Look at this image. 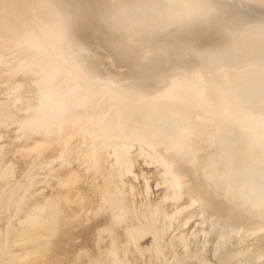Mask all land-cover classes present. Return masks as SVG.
<instances>
[{"label":"bare ground","instance_id":"obj_1","mask_svg":"<svg viewBox=\"0 0 264 264\" xmlns=\"http://www.w3.org/2000/svg\"><path fill=\"white\" fill-rule=\"evenodd\" d=\"M78 1L79 0H57L56 2H60V3L63 4V8L60 7V9H62V13H63L62 15L64 17L65 14L68 13V11H66V12L64 11L65 9L69 10L70 13L74 14L76 9L74 11L73 9L70 8V6L75 2L74 3V7L76 8L77 3H79ZM132 1L134 2V4L135 3H140V5H141L140 10H143L145 13H147L148 15H146V16H149V17H146L144 14H142V15L140 14L139 17H137V15H136V17H133V18H125L124 14H122L119 17L117 16V18L114 17V20L115 21L117 20V24L116 25L118 27L116 29V31H117L116 33L117 34H115V36L120 41L117 44L121 45L122 50L127 51V53L135 52L134 49H137V50H140V55L144 54V56L145 55H147V56L154 55L155 57L156 56L158 57L159 55H161L162 52H167V50L165 51V49L162 48L165 45L166 42L164 43V39L161 41L163 36L165 34H168L167 30H169V28L167 29V22L168 21H166V20L163 21V17L160 18L162 23L161 22L159 24L156 23V27L154 29H152L151 35L149 34L150 36H147V37H145L143 39H139V41H135V40H133V36L130 35V34L133 33V32L138 31L137 33L140 36V33L143 31V26L148 21H153V20L156 21V19H158L159 15H166V11H165V8H164L163 4L164 5L172 4L174 6V5H176L178 3V0L177 1L176 0H140V1H138V0H120V2L118 1L116 3V5L118 6V4L120 3V5L123 4V6H128V5L130 6L129 3L130 2L132 3ZM244 1H246V4L248 6H250V10H251L250 11L251 14H249L250 16L261 17L262 19L264 18V7H263L264 6V0H244ZM39 2H41L42 4H38ZM56 2H55V0H49V1L48 0H0V45L2 46V48L0 47L1 48V50H0V69L4 70L6 75H9V74H12V73H17V74L19 73V75H23L22 77H24V75L26 76V75H29V74H31V75L37 74V75H33L32 79L28 83H26L27 81H22V80L17 82V86L21 87V89L23 91V94H21V96H19V99H21V100L23 99L24 100V101H22V102H24V109L22 107V110L19 109L20 111L15 112L13 110L12 106H8V105H5V104H0V124L1 123H5V122H7L9 120H12L14 115H15V118L17 116L18 119H19L17 121V123H15V124H19L20 121H22L19 124L20 130H18L19 127H17V129L15 131L18 130V132L17 133L14 132V133H16L15 134L16 139H19L17 142H20V144L23 145V146L21 145V146L18 147L17 146L18 143L16 142L17 143L16 146L18 148L14 149L15 152H13V153H15V154H13L14 156H12L16 160V161L14 160L15 161L14 164L16 162L25 164V162L28 161V159H29V157L31 155H33V158H35V156H34L35 154H37L39 152H42V151L45 152L47 149L49 151V148L51 147V145H49L50 142L53 139H55V137L58 134H60L59 132L63 133L61 135L62 137L60 138V142H61L62 145H60V147H59L60 150H57L58 152L54 153L53 156L48 157L45 160H43L42 163H39V164H36V165L34 163L31 164L32 161H30V163L26 166L27 168L25 169V171H24V173L22 175V178H23L22 180L19 179V181L17 180V182L15 183L14 179H12L13 183H15V184H13L12 186L10 184H9L10 186H8L6 184L8 186V188H7L8 190H6V191H4L5 189H3L5 187H7L5 184H4L5 187H3V188L0 187V189L2 190V191L0 190V192H1L0 193V208H6V209H0V210H3V211L6 210L7 211V207H9L8 206L9 198L12 197L20 188H22V187L25 188V189L28 188V186H29V184L31 182V179L27 176V173L29 171H33L38 165L42 166V164L45 165V166L46 165L50 166L53 161L58 160V163H59L60 167L53 168V169L51 167H49V168H51L50 170L47 167V169L56 177L55 179L57 180L56 183H55V187L53 189L55 191V194H56L57 198H55V196H54V198L51 200L50 207L47 210V216H46L45 219L43 218V222L45 224L56 226L58 228V232H61L59 238L57 239L58 243L57 242L56 243L57 244H65L64 246H67L68 244H72L73 245V243H70V239L69 238L66 237V239L69 240V243L64 241L66 239L63 238V237H65V236H63L65 234L68 237L70 236V234L67 235V233H69V230L71 228H73V227H71V225L69 223H71L73 220L75 221V220H78V219H84L86 221L91 215H94V218L93 217L90 218V219L93 218L94 220H96V221L91 220L92 222L94 221L93 222L94 224L91 225L92 222H89L87 220V222H89V223H87V225L90 224V225H88V226H90V228H93V229L96 228V231H93L96 234H92L93 232L91 233V236L92 235L94 236L93 239H92L93 240L92 242H95V244H93V245L90 244V242H91L90 238L88 239V241H83V239H84L83 238L81 240V242H82L83 246L85 244V246L83 248H86V250L83 251V252H80V250L77 251V252L75 251L76 253L74 254L73 262L69 261V259H68V261L72 262V264L73 263H78V264H105V262H103L104 261L103 254H102V257L100 256L101 257L100 258L99 257L100 252H99V254L97 252L98 251L97 243H107V250H109V251H107V253L108 252L109 253H113L115 251L114 247H116V245H118V244H113V243H110V242L113 241V236H115V237L117 236V238H118L120 235H117V233L120 234V231L123 230L122 228H119L118 226L122 225L123 221L124 222L126 221L124 219H126V217H128V214L132 216V217L129 216V217L132 218L130 220L133 221V222L135 221L134 220L135 218L133 219V217H134L132 215L133 213H131L133 208H135V207H133L132 206L133 204H131V206L133 207L132 208L130 206V204L128 203L130 201L129 198H128L129 191L126 190L125 184H124V176H125L126 173L131 171V167H132V164H133V158L127 152V148L128 147H127V144H125V142L127 143V141L125 140L124 143H121V142L118 143L117 141L120 140V139H118L117 137L119 136V138H122L121 136H123V134H127V133L131 132L129 136H131V134L135 135V136H132L131 138L134 139L136 137H138V138L141 137L140 138L141 141H144L143 140L144 138L142 136L146 137L147 134L150 135V137L152 139V142H155V143L158 142L159 139H163V140L166 139V143L164 142V144L171 145V146H168V148L169 149H170V147L174 148V151H172V153L175 152V154H176L175 157L179 156L180 154H178L179 153L178 152V148H175L174 146H175V144L176 145H181V144L184 143V141H187V139H189L188 138L189 137V130H188V125H185L186 122L185 121L183 122V120H182V112L180 110V109H182V107L179 108L180 106L177 105V103H179L180 105L184 104V106H187V107H185V109H187V113H189L190 108H193L192 106H197V102H199V105L196 107V109H200V110L204 109V111L202 110L203 112L206 111L207 113H211V112H208V111H212V109L210 108V110H207L208 107L207 106L206 107L203 106V104H205L203 102L206 101L207 102L206 105H207L208 101H210L212 99V97H214V96L208 97V95H206V94L210 93L208 91H213L214 92V90H217L218 95H219L220 94L219 91H218L219 89H217V88L220 87V85L214 83L215 85H218V86H214L213 85L212 88H210V90H207L210 87L208 85H212V83L211 84H206V82H211L209 80H206L205 81V85L208 88L203 87V86H205V85H203L202 88H204L205 91H202L201 90L202 88H201L200 91L198 90L196 92V91H193L191 89V88H194L196 86L195 85V84H197L196 79L195 80L193 79L194 83L192 82V80H190V81L186 80L188 83H190V82L192 83L191 86H187V85H190V84H188L187 82H185L183 80H180V81H182V83H177L179 81H176L175 83L178 85V84H183V82H185V84H183L184 88H183L182 85L179 86V87H182V89H180L181 93L178 94L179 91H178L176 85H175L176 87H174V90L175 89H177V90H175V91H170L169 90V89L173 90V88H170V87L172 86V84H174L173 82L175 81V79L177 77H179L178 75H180L178 73L175 74L171 70L172 72L168 71L167 75H170V74H172V75L168 78L169 80H166L167 82H169V84H171V86L167 85L166 87L168 89L165 88V85L163 86V95H161L162 97L158 96L157 95L158 93L156 94V92H155L153 94L154 96H150V98H149L150 92L147 93V91H144V93L142 92V94H148L147 98H142L141 96H146V95L140 94L139 97H136L137 99L136 98L135 99H131V95H138L140 93L141 89H143V88H145V86L149 85L147 82L142 81V83H140V80H136L135 79L136 77H140V74L145 73V71H141L140 72V70L138 68H136V69L133 68L132 67V65H134V64H132L133 62L132 63L131 62H127L122 56H120V60H118L117 57H116V52L108 44V42H107V40L105 38H103V41H105L106 44H108L110 46V47H108L109 49L106 50V49L103 48L104 51L103 50H102V52L98 51L101 48L98 40L95 41V40H92L89 37L86 38V34H84L83 31L80 29V26L78 25L77 21H75V18L72 21L73 24L76 25L73 32H71V25H68L69 29L67 31L65 30V28L68 27V26L64 27V29L62 28L63 30H60L59 28L56 30L53 27H51L50 23H53V24L57 23L58 22V18L60 19L61 15L58 16V14H56V15H54L53 13L48 14V15H51V14L53 15V17H52L54 19L53 22L50 20L52 18H50L48 20V22H46V23H45V19H44V23H43V20L39 17L40 14H43V13H39V12L35 13L36 11H39L38 7L41 10V9H43V8H41L42 7L41 5H43V3H44V5H48L49 4L50 7L46 6V9H44L45 11H42V12L46 13V10H49V9H51L50 12L51 11L54 12V11H57V10H55V8H54L55 6L51 5V4H55L56 7H57L58 5H57ZM87 3L92 5V0H85V5H88ZM174 3H176V4H174ZM259 3H261V4H259ZM262 4H263V6H262ZM59 5H61V4H59ZM30 7L31 8L33 7L32 9L36 10V11H33L34 14H31L33 12L29 11L31 9ZM51 7L54 8V10H52ZM100 12H101L100 14H102V10L101 9H100ZM38 14H39V16H38ZM48 15H44L42 17L46 16V19H47ZM38 18H40L39 20H41V22L38 20ZM61 19L64 20V18H62V17H61ZM49 21H50V23H49ZM61 21H59V22H61ZM62 22H64V21H62ZM188 23L189 22H187L186 24H181L180 27H184L185 26L187 29H191V26H189L190 24H188ZM66 24H64V25H66ZM125 25H131L133 28L128 26V30H126L125 29ZM49 28H51L50 30H52V31L55 30V33L56 32L58 33V34H56L57 37L48 36V35H53V33L51 34L48 30H46V29H49ZM186 28H184V29H186ZM59 30H60V32H59ZM181 30H183V29H181ZM43 31L48 33L46 35V37H50L51 41H50V39H47L46 37L43 38V34H44ZM81 36H83V37H81ZM53 37H55V38H53ZM42 38H43L44 41L45 40H47V41H45V43H43L42 42L43 41ZM54 39H55V41H54ZM63 40H64V42H63ZM262 40H263V38H262ZM48 41H49V44H50L49 46L46 43ZM92 41H95V42H98V43L94 44V46H91L90 43H92ZM259 41H260V39H259ZM261 42H259V43H261ZM252 43H254V42H252ZM57 44L59 45V47L57 46ZM222 44H227V42L226 43H222ZM248 44H250V43H248ZM60 45H61V49H62L61 51L63 52L61 54L63 55L65 53V58L68 59L70 61V63H72V64H69L68 61L64 59V57H61L64 60H61V58L59 59L60 61L58 60L60 52L58 53L56 51V49H59ZM128 45L133 46V48L130 49L128 47ZM258 45H260V47H261V44H258ZM262 45L264 47V42H263ZM30 46L38 47V49H39V50L37 49V51L34 50L36 52L35 54H33V53L30 54V57L32 59H35V61L33 60L34 62H30V63L21 62L24 59V55L29 53L28 50H29ZM124 46H125V48H124ZM116 47L117 46H115V48ZM150 47L153 48V50H151ZM219 47H220V45L219 46L215 45L214 49L215 50H219ZM17 48H19V52H16ZM45 48H48L49 50L48 49L46 50ZM261 49H262V47H261ZM43 51L44 52L48 51V53H49V54H47L49 56L48 61L44 60V58L46 57V52L44 54ZM157 52H159V54H157ZM251 52L255 53V51L254 52L250 51V53ZM262 52H264V51H262ZM117 54H119V52ZM17 55H19L18 56L19 60L17 59L18 58ZM50 56L53 57V58H51ZM112 56H115V59ZM167 56H168V54H167ZM258 56H259V54H258ZM54 59H56V60H54ZM96 59H98L99 62L96 61L97 64H94V61ZM259 59L262 61L261 58H259ZM13 61H14L15 66L12 64ZM56 61H58L60 63H57ZM114 62H115V65H113ZM184 62H186V61H184ZM54 63L59 65V66H56L59 71H57V68L55 67V65H53ZM50 64H52V66H49ZM232 64H234V63H232ZM37 65L39 66L38 67L39 69L37 68L38 70L36 69ZM99 65H102L101 66L102 68ZM262 65H264V64H262ZM256 66H258V65H256ZM48 67H52V69L54 68L53 70L56 71L55 73L62 74V78L64 80L62 78L52 77L51 73H50L51 75L48 78H46L48 76V73H49V70H50V68H49V70H47ZM114 67L116 68V70H115ZM117 67H120V69L125 67L126 70H123V72H120L121 70L119 68H118L119 70H117ZM259 68H260V71H263L262 67H259ZM133 69H134V71L132 72L131 70H133ZM243 69L246 70L245 68H243ZM53 70H50V71H53ZM79 70L90 77V82L85 87V89L88 88V91L84 92L83 94H80V95H82V97H78L79 99L76 97L77 99L74 100L75 98H72V97L73 96L75 97V95H77L76 94L77 92L81 93L80 86L82 85L81 83H84L83 81H80V80H83L82 77H83L84 74H81ZM257 70H259V69H257ZM155 71H156L155 74L156 75H160V78L161 77L162 78L165 77V73H166L165 70H162L161 68L160 69L158 68ZM259 74H260V72H259ZM261 74H262V72H261ZM2 77H4V76H2ZM119 77L121 78V83H120V78ZM233 77L234 76H230L229 80L230 79L237 80L236 77H234V78ZM251 77L252 76H250V78H248V79L250 80ZM261 77H262V75H261ZM27 78L24 79V80H28ZM29 78H31V76H29ZM132 78H134V79H132ZM155 78H156V76H155ZM122 79L124 80V83H123ZM155 80H159V78H156ZM138 81H139V83H138ZM162 81H165V79L164 80L162 79ZM231 81L233 82V80H231ZM232 82L228 81V83H231V84H234L236 81H234V83H232ZM239 82L241 83V81H239ZM261 82H263V81L261 80ZM154 83H156V82H154ZM166 84H168V83H166ZM228 85L230 87H237L236 86L237 82H236L235 86H231L230 84H228ZM259 86H260V88L264 87V86H261V85H259ZM107 87L110 88V89H105ZM115 87H117V88H115ZM187 87H189V88L187 89ZM238 87L240 88V84H238ZM83 88L84 87H82V89ZM97 88H98V90H97ZM99 88H101V90H99ZM160 88H162V87H160ZM36 89H37V96H34L35 99L34 98L30 99L29 98V96H30V94H29L30 92L29 91L36 90ZM92 89L97 91V93H94L93 91H91ZM166 89L169 92H172L170 94H172L173 96H174V94L177 93L175 95L176 97L174 96V98H176V100L175 99H170L169 97L168 98L166 97V100H165V98H164L165 96H167V95L171 96L170 94H166V92H168ZM183 89H186L187 93H189V94H182V93H186V92H184ZM190 89L193 92L188 91ZM53 90H56V91L54 92ZM237 90H238L237 88L233 89L234 94L237 93V92H235ZM157 91L159 92V95L162 92L161 90H157ZM240 91H242V89ZM260 91H263V90L261 89ZM33 92H35V91H33ZM137 92H138V94H136ZM174 92H176V93H174ZM198 92H200V93H198ZM201 92H202V94H201ZM205 92H208V93H205ZM229 92H231V91H229ZM122 93L127 94V95H124ZM193 93H195V94H193ZM239 93H242V92H239ZM190 94H191V97H192V95H194V96L196 95V96L194 98L189 99L190 97L188 95H190ZM199 94H201L203 96H201ZM211 94L215 95V93H212V92H211ZM231 94H233V93H231ZM197 95L200 96V97L197 98ZM204 95H206L205 98L208 99V101L204 100L205 99ZM173 96H171V98H173ZM177 96L186 97L187 100H189V101H194L195 102L196 99H198L199 101L196 100L197 102H195V104H193V105H191L192 102H188V101H187L188 103L187 102L182 103L184 98H182L183 100L182 99L180 100L179 98H177ZM215 96H217V95H215ZM225 96H224V98H226ZM128 97H130V98H128ZM219 97H221V96H219ZM219 97L217 96V98H219ZM209 98H211V99H209ZM234 98H236V97L234 96ZM240 98H242V94L240 95ZM14 99H18V98H14ZM192 99H194V100H192ZM219 99H221V98H219ZM243 99H244V97H243ZM229 100H232V99H228V100L225 99L224 102L223 101L222 102H217L216 105H221L222 106V105H224V103L229 105L231 102H233V101H229ZM166 101H168V103ZM173 101H175V103H176L175 106L177 105V107L171 108L172 104H174ZM213 101H218V100H216V98H215V100H213ZM225 101L226 102L229 101L230 103H226ZM245 101L247 102L248 100H245ZM200 102H202V103H200ZM237 102H239V101H237ZM241 102L246 103V102H244V100H242ZM2 103H4V102H2ZM218 103H221V104H218ZM188 104H190V107H188ZM240 104H242V103H240ZM20 105H21V103H20ZM181 106H183V105H181ZM227 106L226 107L222 106L223 108H221V109L223 111H224L225 108H230L231 109L230 106H232V105H230L229 107H227ZM233 106H234V110H235V107H238L239 105L238 106L237 105H233ZM209 107H213V105L209 106ZM218 107H215V110H217L216 108H218ZM176 108H178L180 110V112L176 111V110H178ZM244 108L245 107H243V108L241 107L240 108V110L243 109V110H241V113H244V111H248L250 114L249 113L247 115L244 114L246 116V118H245V116H242L243 114H241L240 115L241 118L240 117H238V118H240L241 120H242V118L243 119L245 118V121L248 122V120H249V122H250L251 119H249V117H251V115L253 114L252 112H253L254 109H252L250 111V110H244ZM246 108H247V106H246ZM193 109H195V108H193ZM230 109L229 110H225L224 112H226V111L229 112ZM247 109H249V108H247ZM195 110H192V111L195 112ZM200 110H198V111H200ZM234 110H232V112ZM237 110L238 109L236 108L235 111H237ZM212 112L214 113V111H212ZM219 112H222V111H219ZM207 113L205 114L206 116L209 115ZM257 113H259V112H257ZM23 114H24V118H22ZM197 114L199 115V113H197V111H196V114L195 115H191V116L194 117ZM203 114H201V116ZM217 114H218V116L219 115L224 116V115H222L220 113H217ZM232 114H233V116H231V114H230L231 117H226L225 116V119L223 117L220 119V120L223 119L224 120L223 123L226 124V125H230V124L226 123V120L234 119V120H230V121H234V122L231 123V125L229 126V129H231L230 128L231 126H232L233 129H235L233 127L234 123H236L237 121L239 122V120H240V119H235V118H237L235 116L237 114H234V113H232ZM260 114L261 113H259V115H254L256 117L257 116L259 117V118H257V120L260 119L258 121H261V116L264 115L262 113V115L260 116ZM212 115L213 114H211V117L215 119V120L213 119L212 121H214L216 123H217V121H220V120H216V118H215L216 116H212ZM226 115H228V114H226ZM196 117H197V119H195V117H194V119L197 120L196 122H198L200 120H203V121H205L206 119L208 120V118L210 116L208 118H204L203 117L204 119H202L200 116H196ZM198 117H200V118H198ZM226 118H229V119H226ZM21 119H23V120H21ZM253 119L255 121L254 125L257 124V125H261L262 127H264V124H262L261 122H260V124L257 123L258 121L256 122V120H255L256 118H253ZM209 120L207 122H209ZM212 121L210 120L211 123H212ZM245 121L243 120L241 122L244 123ZM11 122H13V120ZM241 122H239L240 125H242ZM252 122L253 121L251 120L250 124H252ZM216 123H212V125L213 124L216 125ZM220 123H221V121L218 124H220ZM207 124L209 125V123H207ZM235 125H238V123H236ZM247 125H249V124L245 123V125H243L241 127L243 128L244 126H247ZM254 125H253V127H254ZM198 127H200V126H198ZM236 127H237L238 130L236 129V130L232 131V134L234 132H236V131L237 132H241L240 131L241 129L239 128L240 126L239 127L236 126ZM248 127L253 128L250 125L247 126V127H244V128L246 129ZM81 128L84 129V130H82ZM92 128H97V129L94 130ZM258 128H261V127L257 126V128H255L256 130L255 129H252V130H254L255 133H256V131H258L257 134H260V133L264 134V132L262 131L263 128L260 129L261 132H260V130H258ZM224 129H226V132L229 131V130H227L228 126L224 127ZM101 130H103V133H105L104 131H107V130L110 131L111 134L114 135L113 139L117 138L116 139L117 141H115V142L118 143L119 145H115L114 144L115 146H113V148H112L113 164H111V166H110L109 165L110 162L107 163L108 167L109 166L110 167L109 168L107 167L105 173H103V175H102V178L99 179V180H101L100 184L98 185L99 189H98V187H96L97 190H99V192L97 191L98 192L97 203L92 206V205H88L87 202H90V201L88 199H86V196L84 195L82 190L78 187L79 180L82 178L83 171L85 170V168H88L90 170V168L86 166L89 163L88 159L85 160V157H83L84 161H82V164L83 165L85 164V165L84 166L81 165L82 167L79 166V167L75 168V167L71 166V162H73V160H75V157L77 155V150H78L77 145H78V143H74V142H73L74 144L70 143L69 141H71V140L69 138L74 136V135H76V133H78V132H83L84 133V131L85 132L87 131V133L90 134V137L87 136L86 139H85V136H84L83 133H82L83 135L80 134V136L81 135L84 136L80 140L85 142L87 139L89 140V139H91V137L95 136L94 134L98 135L97 134L98 131L100 133ZM212 130H215V127L212 128ZM248 130H249V128H248ZM252 130H249V131L251 132ZM108 131H107V133H108ZM254 131L251 132L250 135H248V137L242 138L240 136V135H242V133H244V131L241 132V134H239L238 136H237V132H236L235 136H237V138L240 136L241 139L248 138V139L252 140V138L254 137V134L252 135V133H254ZM87 133H85V134H87ZM213 133L214 132H212V135H213ZM244 134H247V133L245 132ZM99 135H101V134H99ZM107 135L111 136L110 133L107 134ZM127 135L124 136V138L126 137L125 139L129 138V136H127ZM249 136H253V137L249 138ZM259 136L263 137V135H259ZM259 136L257 135V138H259ZM94 138H96V137H94ZM16 139H13V140L16 141ZM104 139H106V138H104ZM222 139H224V138H222ZM248 139H246V140H248ZM261 139L262 138L255 139V140L259 141ZM263 139H264V137H263ZM72 140L74 141V139H72ZM238 140L239 139H237V141ZM251 140H248V142H250ZM96 141H98V140H96ZM96 141H95V143H96ZM102 141L105 143L104 140H102ZM122 141H123V138H122ZM129 141H131V140H128V143H129ZM138 141H139V139H138ZM241 141L239 140L238 142L240 143ZM261 141H260V143H261ZM24 142H25V144H24ZM75 142H76V140H75ZM159 142L163 143L162 141H159ZM244 142H246V141H244ZM248 142L243 143V141H242L241 143H243L244 145L245 144H250L251 146H253L252 144H254V143L251 144V143H248ZM12 143H14V142H12ZM98 143H99V141H98ZM98 143H96L94 145H97ZM112 143H110V144L112 145ZM146 143H150L151 144V142H149V141L148 142L146 141ZM232 143H233V141H232ZM232 143L231 144H221V146H225V147L222 150H220L221 156L218 159L219 163H220V166L218 167V170H216V171H218V172H216V174L213 173V175H211V174L209 175V174L206 173V175H204L203 173L205 171H203L202 174H198V175H199V177H204V178L208 179V184H207L208 187L209 186L210 187L214 186V188H219V185H223V186L226 185L225 190L223 189L222 192H219V194L221 195V197H219V198H221V200L223 199L222 201H227V200H230V199H231V201L237 200L238 209H249L250 207H255V208L263 207L264 206V191H262V189L264 188V173H260V172L256 171L257 169L255 168L254 165L263 163L264 160H261L259 163H257L258 160H255L254 161L255 164H251V163H249V164H239V163H237L236 164V163H234V161H236V160L235 159H231L228 156V154H231L232 147H236V145L233 146ZM7 144L9 145L10 143H7ZM99 144H101V143H99ZM257 144H259V142ZM102 145L103 144H101L99 146H102ZM129 145H130V143H129ZM190 145L191 144H189V146ZM239 145H237V146H239ZM244 145H242V146H244ZM255 145L256 144H254V146ZM262 145L264 147L263 143H262ZM262 145H260V148L262 147ZM6 146L7 145H5L4 148ZM11 146H13V145H11ZM84 146L85 145H83V147ZM86 146H91V148H93L91 150L92 151L91 152L92 153L91 156H90V154L87 153L88 154L87 157H89L90 160H91L92 157H94V155H95L94 153L96 151L98 152V148H101V147L97 148L95 146H92V144L90 142H89V145H86ZM106 146H108V145H106ZM242 146H240V147H242ZM9 147H10V145H9ZM57 147L58 146H56V149H57ZM148 147H149V145H148ZM155 147H157V144H156ZM181 147H180V150L182 152L181 154H183V152H187L186 150H184ZM256 147H259V145H257ZM263 147H262V149H263ZM249 148L250 147H248L247 150ZM5 149H7V148H5ZM106 149H109V147L106 148ZM130 149L131 148H128L129 151H130ZM142 149L145 150V148H142ZM11 150H13V149H11ZM81 150H84V149H81ZM99 150L101 151V149H99ZM159 150L162 151L163 149H159ZM2 151L3 150L0 148V156H2V154H3ZM131 151L134 152L133 149ZM131 151H130V154L132 153ZM262 151H264V150H261V152ZM7 152H9V151H7ZM83 152H85V151H83ZM163 152H165V151L163 150ZM194 152H196V151H194ZM248 152H250V151H248ZM136 153L137 152H135V154ZM147 153L148 152L146 151V154ZM165 153H167V151ZM238 153H241L240 149H238ZM5 154L7 155L6 151H5ZM101 154L103 155V152L100 153V155ZM109 154H111V153H109ZM188 154H192V153H189V152L185 153V155H187V157L189 158ZM258 154H260V153H258ZM262 154L263 153H261V155ZM47 155H48V153H47ZM100 155H99V157H101ZM147 155H151L152 158L157 156L156 154L152 155L151 153H149ZM48 156H50V154ZM80 156H81V154H80ZM82 156H84L83 153H82ZM135 156H134V159H135ZM172 156H171V158H173ZM109 157H110V155H109ZM187 157L185 158V156H184L185 159H188ZM239 157H240V154H239ZM10 158H11V155H10ZM80 158L81 157H79V159ZM152 158H149V159H152ZM181 158H183V157L181 156ZM195 158H197V156ZM147 159H148V156H147L146 160ZM190 159H192V158H190ZM197 159H195V160H197ZM262 159H264V158H262ZM98 160H99V158H98ZM101 160L102 159H100V161ZM159 160H162V158H159ZM159 160H157V161L159 162ZM176 160L178 161V158H176ZM241 160L242 159H240V162H242ZM35 161H37V160H35ZM100 161H98V162H100ZM104 161L107 162L108 160H104ZM172 161H174V160L172 159L171 163H172ZM192 161H194V159H192ZM192 161H190V162H192ZM210 161H213V160L211 159ZM184 162L185 161H183V163ZM5 163H7V162H5ZM102 163H104V162H102ZM185 163L183 165H185ZM196 163L198 164V162H196ZM229 163H230V165H229ZM197 164H195V165H197ZM16 165H18V164H16ZM98 165H99V163L97 164V167H98ZM174 165H175V162H174ZM14 166H13V168L15 169ZM20 166L21 165L17 166V169L18 168H22ZM100 166L99 167L102 168V165H100ZM189 167L190 166H187L186 168L190 169ZM259 168L260 167H258V169ZM11 169L12 168L11 167H7V165L4 166L3 169L0 170V179L1 178H5L4 177L5 175H10L11 172H12ZM98 169L99 168H97V170ZM103 169L105 170V168H103ZM198 169L199 168H197L196 170H198ZM201 169L204 170L203 168H201ZM209 169H214L212 164H210ZM18 170L14 171V172L16 173ZM219 170H222L223 172H220ZM85 171L88 172L87 169ZM176 171H178V173H179L180 170L176 169ZM193 171L194 170L192 169V172ZM239 171L241 173H243V175H245L246 177L248 176L250 179H254V181L253 182H249L250 180H247V181L241 182L237 186L236 191H231L230 192V188L227 185L230 182H227L226 180L233 176L232 175L233 172L237 173ZM97 173H95V175ZM195 173L197 174V172H195ZM141 174H143V173H141ZM175 174H177V173H175ZM181 175H178V177H181ZM94 176H92V177H94ZM97 176H99V175H97ZM194 176H197V175H194ZM174 179H176V181H177L178 178L175 177ZM181 179H183V178H181ZM9 180H11V179H9ZM169 181H171V180H169ZM172 181H173V179H172ZM176 181H175V183H176ZM187 181L189 182V180H187ZM166 183L167 182H165V185H166ZM91 184H92V182H91ZM187 185H189V183L186 184V186ZM173 186H175V184H173ZM175 187L177 188L178 186H175ZM168 188H171V186H169ZM207 190H209V189H207ZM167 194H169V193H167ZM171 196L173 197L174 195L171 194ZM224 199H226V200H224ZM218 200H220V199H218ZM218 200H216V201H218ZM16 202H17L16 204H19L21 201L17 200ZM225 204H228V203L226 202ZM48 206L49 205H47V207ZM134 206H138V205H134ZM144 206H145V204H144ZM234 206H236V205H234ZM138 207L141 208L140 210H142V207H140V205ZM175 207H177V206H175ZM147 208H145V209L149 210V207H147ZM153 209H155V207H153ZM153 209L148 211V213H149L148 217H147V212H146V214H144V215H146L147 219H145L144 215L139 216V217L136 216L137 219L142 217L141 221L144 218L143 222L145 224L139 222L137 224V227H132V226H136V225L130 226L132 230L129 229V227H128L127 231L125 229V231H124L125 233H123V231L121 232V234L123 233V236L121 235L120 238L124 237V235H125V238L124 239H119L118 238V239L120 241L123 240L125 242L124 244L126 245V247L132 241V239H130V238L127 240V237H130V234H132L131 236H133L132 238L134 239V238H136L137 234L140 233V235H142L143 233H145L147 231L151 232V234L154 237V241H153L154 243L152 244V247L157 249V246L159 247V245H161V244H156L155 240H156V238H157L156 236L158 234L162 235L161 231H163V228H162L163 225L160 224V220L162 221V219L158 218L157 211L153 210ZM177 210H175V212ZM129 211H131V212H129ZM143 212H144V209H143ZM162 213L164 214L163 211H162ZM171 213H174V212L171 211ZM96 215L97 216L99 215L98 217H100V215H101L102 218L101 217L98 218V220L100 219V220L104 221L103 223H100L101 225L99 223H97ZM138 215H140V211H139ZM165 215H167V213ZM175 215H176V213H175ZM167 216L171 217V214L167 215ZM95 217H96V219H95ZM84 220H82V221H84ZM146 220H147V222H146ZM25 221H26V219L23 218V220L21 221V224H25ZM82 221L78 220V222H82ZM100 222H102V221H100ZM127 222H129L128 219H127V221L125 223H127ZM148 222H150L151 224H147ZM72 223H74V222H72ZM96 223L99 224V225H95ZM125 223H124V225H122L123 227L126 225ZM165 223L167 224V222H165ZM83 224H85V223L83 222ZM116 226L118 227V229H116ZM167 226H169V225H167ZM76 227H77V223H76ZM148 227H149V230L147 229ZM87 229H88V227L85 224V226L84 225L81 226V228L79 229V232L77 234L80 235V232H82L84 234V233L87 232ZM119 229H120V231H119ZM76 230H78V228ZM88 230H90V229H88ZM115 232H117V233L114 235ZM43 233L44 232L42 231L41 228H34L33 225H26V227L20 228V229L17 230V233H16V235H14V238L17 239V240H22L24 238H28V236H29L34 242L35 248L33 249V251L37 250L38 253H40V255L44 256V255H48L50 253L51 249L48 250L47 248H44L41 245L40 236H42ZM5 234L7 236L6 237L4 236V238H7L8 234L6 232H5ZM101 235H106L107 239L105 237L101 236ZM88 236H85V238H88ZM91 236H89V237H91ZM162 236L160 238H163ZM160 238H159V235H158L157 239H160ZM60 239H61L62 243L59 242ZM84 240H87V239H84ZM119 240H117V241H119ZM125 240L129 241L128 244H126L127 242ZM162 240L163 239H160V242L163 243L164 241H162ZM120 241H119V244H120ZM86 242L87 243L89 242V246L86 245ZM113 242H116V240H114ZM57 244H55V246H54V253H59V254H64V255L67 254L66 252L68 250V247L72 246V245H70V246L68 245L67 248H65L62 245H59V247H58ZM110 245H112V246H110ZM120 245L123 247V244H120ZM130 245L132 246V244H130ZM245 245L246 244H244L242 247L244 248ZM247 246H248V244H247ZM122 247H120V248H122ZM255 247H258V246H255ZM112 248H114V249H112ZM116 248H118V247H116ZM237 248H239V247H237ZM243 248L241 249V247H240L238 250L241 249L242 251H244ZM123 249L125 250V246H124ZM127 249L128 248H126V250ZM132 249H133V247H132ZM260 249H262V248H260ZM254 250H256V249H254ZM131 251H135V250L133 249ZM217 251H220V250H217ZM245 251H247V250H245ZM258 251H256V253ZM17 252L16 251L12 252V254L14 253V254H17V255H12V257H7V260H6L7 263H5V261H4V264H37V263H35L32 260H25L24 262L21 261L20 260L21 259V255L20 254L18 255ZM252 253L249 254V255L252 256ZM235 254H237V253H235ZM240 254L242 255V253H240ZM244 254H246V253L244 252ZM9 255H11V253ZM23 255H22V257H23ZM109 255H107V257L105 256L106 259L108 258ZM241 255H240V257H241ZM260 255H262V254H260ZM109 257H114V253H113L112 256H109ZM250 257H248V258H250ZM257 258H259V257H257ZM83 259H85L84 262H82ZM255 260H258V259L255 258ZM263 260H264V258H263ZM106 261L109 263L110 260H106ZM112 261H113V264H123L124 263V260H122V259H116L115 260V259L112 258ZM112 261H110V262L112 263ZM251 261H253V260L251 259ZM252 263H254V262H252ZM38 264H42V263H39V261H38Z\"/></svg>","mask_w":264,"mask_h":264},{"label":"rangeland","instance_id":"obj_2","mask_svg":"<svg viewBox=\"0 0 264 264\" xmlns=\"http://www.w3.org/2000/svg\"><path fill=\"white\" fill-rule=\"evenodd\" d=\"M56 1L57 0H55V2ZM56 3L58 5L57 7H56L55 4H51V5H54L55 6L54 7L55 10H57L58 12L57 11H54V12L51 11L50 12L51 9L46 10L47 14L45 12H42V11H45L44 9H46V6L50 7L49 4L48 5H44V3H43V5H41L42 6L41 8H43V9L40 10V8L38 7L39 11H36V10L32 9L33 7L32 8L30 7L31 9L29 11H31V12L36 11L35 13H37V12L43 13V14H40V16L38 14V16L43 20V23H44V19H45V23H46V22H48V20L50 18L53 17L52 14L48 15L50 13H53L54 15L58 14V16L61 15L60 19L58 18V22L57 23L53 24V23H50V21H49V23L51 24V27H53L56 30L58 28L60 30H63L64 27H66L68 25H71V28L73 29V25H74L73 22H72L73 19L75 18V21L79 22V16L77 14L78 5H77V8H75L74 7V3L75 2H74L70 6V8L73 9L74 11L76 9L75 12L73 11L74 14L70 13L69 10L65 9L64 11L65 12L68 11V13H66L65 16L63 17L62 9H60V7L63 8V4L60 3V2H56ZM38 4H42V3L39 2ZM59 4H61V5H59ZM262 6H263V4H262ZM54 8H52V10H54ZM31 14H34V12L31 13ZM44 15H48L47 19H46V16L42 17ZM61 17L64 18V20H62ZM40 18H38V20ZM50 20L53 22L54 19L52 18ZM61 20L64 21V22H62ZM39 21L41 22V20H39ZM59 21H61V22H59ZM64 24H66V25H64ZM50 29L51 28L46 29V30H48L51 34L53 33V35H48V36L57 37L56 34H58V33L57 32L55 33V30L52 31ZM68 29H69V26L65 28L66 31ZM60 30H59V32H60ZM43 33H44L43 34V38H45L48 33L44 32V31H43ZM55 37H53V38H55ZM260 37L261 36H258V37L256 36V38H255L254 36H252L251 38L247 39L248 40L247 42L250 43V44L247 43V46L246 45L244 46L247 51H246V54H245V56L243 57V59L241 61L237 60L236 62H233L234 64L223 62L222 64L219 63L220 65L217 64V65H209L207 67L206 66H204V67L200 66V67H195V68H189V69H187V71H185L186 70L185 69L184 70L185 72H183L182 70H179L177 72L173 71L175 74L176 73L180 74V75H178L180 78L177 77L175 79V81L173 80L174 81L173 82L174 84H172L173 87L171 86V84H169V82L166 81V80H169L168 78L172 74H170V75L165 74V77L159 78V80H147V81H144V82H147L149 85L145 86V88L141 89L139 94L137 92L136 94H138V95H131V99H135L136 97H139V95L142 94V92L144 93V91H147V93L150 92L149 98H150V96H154L153 94L155 92H156V94L158 93L157 94L158 96H161V95H163V86L164 85H165V88H167L166 87L167 85L171 86L170 88H173V90L169 89L170 91H175V90L178 89V91H179L178 94H179V93H181L180 89H182V87H179V86L180 85L183 86V84H185V82H187L186 80H188V81L192 80V82H193V79L194 80L196 79L197 84H195L196 86L194 88H191V89L193 91H196V92L198 90L200 91L202 86L205 85V81L206 80L211 81V82H206V84H211L212 83V85H208V86H210L209 88L206 87V85L203 86V87L208 88L207 90H210V88H212L213 85L214 86L220 85V87L217 88V89H219L218 90L219 93H220L219 95H218L217 90H214V92L213 91H208L210 93L206 94V95H208V97L214 96V97H212V99L209 98V99H211L210 101H208V99L205 98L206 95H204V98H205L204 100H207L208 104L206 105L207 102L205 101V102H203V103H205V104H203V106H205V107L207 106L208 107L207 110H210V108H211L212 111H214V113L212 111H208V112H211V113H207L206 111L203 112L204 109H201V110L200 109H196V107L199 105V102H197V101H199L198 99H196L197 101L195 100V102H197V106H192L196 110L193 109V108H190L189 113H187V109H185V107H187V106H184V104H181V105L184 106L183 107L179 103H177V105L180 106L179 108L182 107V109H180L181 112H182V120H183V122L184 121L186 122L185 125H188V130H189V137H188L189 139H187V141H184V143L181 144V145H176L175 144V146H174L175 148H178V152L179 153L178 152L177 153L180 154L179 156L175 157V155H176L175 152L172 153V151H174V148H172V147H170V149L168 148V146H171V145L164 144V142L166 143V139H164V140L163 139H159V141H162L163 143H161L159 141L155 143V142H152V139H151L149 134H147V135L145 134L146 137L142 136L144 138L143 139L144 141L140 140L141 137L140 138L136 137L137 139L136 138H134V139L131 138L132 136H135V135H132V134H131V136H129L131 132L127 133L128 135L127 134H123V136L120 135L123 138V141H122V138H119V136H118L117 138L120 139V140L117 141L116 140L117 138L113 139L114 135L111 134V132L108 131V130H107L108 133H107V131H104L105 133H103V130H101L100 133L98 131V133H97L98 135L94 134L95 136L91 137V139H89V140L87 139L85 142L81 141L80 139L83 138L84 136H85V139H86L87 136L90 137V134L87 133V131L86 132L84 131V133L83 132H78V133H76V135H74V136L69 138L71 140V141H69L70 143H72V144L78 143V145H77V148H78L77 155L75 157V160H73V162H71V166L75 167V168H77V167H79L81 165L84 166L85 164L84 165L82 164V161H84L83 157H85V160L88 159L89 163L86 166L89 167L90 170L88 168H85V170L87 169L88 172L85 171V170L83 171V175H82V178L79 180L78 187L82 190V192L86 196V199H88L90 201V202H87L88 205H92V206L97 203V199H98L97 196H98L99 190H97L96 187H98V189H99L98 185L101 182V180H99V179H101L103 173H105V171H106V169L108 167L107 163L110 162L109 163L110 166H111V164H113V153H112L113 146L119 145L118 144L119 142L124 143L125 140H126L127 143L125 142V144H127L128 148H131L130 151L132 149L134 150V152L131 151L132 153L130 154V151L127 148L128 154L133 158V164H132V167H131V171L126 173L125 176H124V184H125L126 190L129 191L128 198H129L130 201L128 203L130 204V206H131V204H133L132 206L135 207V208H133L131 206L133 208V210H132V212L129 211V212L133 213L132 215L134 216L133 219L135 218L134 219L135 221L134 222L131 221L130 219H132L131 218L132 216L128 214V217H126V219H124V220L127 221V219H128L129 222L125 223L126 221L125 222L123 221L122 225H124V223H125L126 224L124 226L125 228L122 225H119L118 227L122 228L123 230L120 231V229H119L120 234L115 232L114 235L117 233V235H120V236L122 235L123 236V233H125L124 232L125 229L127 231L128 227H129V229H131L130 226H132V225H136V226H132V227H137V224L139 222L144 223L143 222L144 218L141 221L142 217L137 219L136 216L137 217L142 216V215L146 214V212H147V217H148L149 216L148 211L153 209V207H155V209H153V210H156L157 213H158V218L162 219V221L160 219L159 220H160V224L163 225L162 228H163V231H164V232L161 231V234L162 235L164 234V235L163 236L160 235V234H158V235H159V238L161 236L163 237V238H160V239H163L162 241H164L163 242L164 244L162 242H160V239H157L158 238V235H157L156 236L157 238H156L155 242H156V244H161V245H159V247L157 246V249L152 247V244L154 243L153 242L154 241V237L151 234V232H148V231L143 233L142 235H140V233L137 234L136 238H134V239L132 238L133 236H131L132 234H130L132 232L131 231L129 233L130 237H127V240L130 238V239H132V241L128 244L129 241L125 240L127 242L126 244H128L127 247L124 244L125 242L123 240H121V241L119 240V239H124L125 235L122 238H120V236H119L118 237L119 239L117 238V236L116 237L113 236V241L116 240V242L112 241L110 243L118 244L120 247H122L120 244H123L122 248H120L118 245H116V247H118V248H116V247H114L115 249L112 248V249L115 250L113 252L114 253V257H109V256H112L113 253H109V252L107 253V251H109V250H107V243H97V245H98V251L97 252H98V254L100 252L99 257L100 256L102 257V254H103V256H104V258H103L104 261L103 262H105V264L106 263L110 264L111 263L110 261H112V258L115 259V260L116 259L124 260L123 264H264V260H263V258H264V254H263L264 253V206L260 207V208L250 207L249 209H238L237 200L231 201V199H230V200H227V201H222L223 199L221 200V198H219V197H221L219 192H222L223 189L225 190L226 185H224V186L223 185H219V188H214V186H212V187L209 186L208 187L207 186L208 179H206L204 177H199V175H198V174H202L203 171H205L203 173L204 175H206V173L209 174V175L210 174L213 175V173L216 174V172H218L216 170H218V167L220 166V163H219V160H218L219 157L221 156L220 150H222L225 147V146H221V144H231L232 141H233V143H232L233 146L236 145V147H232V151H231L232 155L228 154V156H229V158L236 160V161H234V163H236V164L237 163H239V164H249V163L255 164L254 163L255 160H258L257 163H259L261 160H264V159H262V158H264V151L261 152V150H264V147L262 145V143L264 144V139H263L264 134L263 133L262 134L261 133L257 134L258 131H256V133H255V131L252 130V129L257 128V126L258 127L260 126L261 128H263L262 131L264 132V127H262L261 125H257V124H256L257 126L254 125L255 121L253 119V118H256L255 120L257 122L260 119L257 120V118H259V117L258 116L256 117L254 115H259V113H261L260 114V116H261L262 113L264 114V89H263L264 87L260 88V86H259V85L264 86L263 85L264 84V80H263L264 79V77H263L264 76L263 75L264 74V65H262V64H264V52H262V51H264L263 50L264 47L262 45L263 42H264V35L261 38ZM43 38H42V40H43ZM46 38L50 39V37H46ZM259 38H260V41H259ZM262 38H263V40H262ZM45 41H47V40H45ZM45 41L43 40L42 42L45 43ZM50 41H51V39H50ZM54 41H55V39H54ZM63 42H64V40H63ZM252 42H254V43H252ZM259 42H261V43H259ZM46 43H47L48 46L50 45L49 41L46 42ZM258 44H261L262 49H261L260 45H258ZM57 46L59 47L58 44H57ZM0 47L2 48L1 45H0ZM1 48H0V50H1ZM37 49H38V47L30 46V48L28 50L29 53L24 55V59L21 62H24V63L34 62L35 59H32L30 57V54H32V53L35 54L36 52L34 50L37 51ZM45 49L47 50L48 48H45ZM61 50L62 49H61V45H60V48L56 49V51L58 53L60 52L58 60L61 57H64V59L67 60L69 64H72V63H70V61L68 59L65 58V53L63 55L61 54V53H63ZM250 51H253V52L255 51V53H252V52L250 53ZM16 52H19V48H17ZM45 52H46V57H45L46 59L44 57L43 58H44V60L48 61L49 56L47 54H49V53H48V51H45ZM45 52L43 51L44 54H45ZM258 54H259V56H258ZM19 55H17V57ZM51 58H53V57H51ZM259 58H261L262 61ZM17 59L19 60V57ZM64 59L61 58V60H64ZM54 60H56V59H54ZM56 62L60 63L58 61H56ZM12 64L15 66L14 61H13ZM53 65H55V67L59 66L56 63H54ZM256 65H258V66H256ZM49 66H52V64H50ZM99 66L101 67L102 65H99ZM38 67L39 66L37 65L36 69ZM259 67H262L263 71H260ZM49 68H50V70L54 69V68L52 69V67H48L47 70H49ZM118 68L120 69V67H117V70H119ZM243 68H245L246 70H244ZM124 69H125V67L120 69L121 70L120 72H123ZM257 69H259V70H257ZM50 70H49L48 76L46 78H48L51 74H52V77L62 78V74L55 73L56 72L55 70H53V71H50ZM115 70H116V68H115ZM57 71H59L58 68H57ZM259 72H260V74L262 72L261 75H262L263 78L261 77ZM80 73L84 74L83 77H82L83 80H80V81H83L84 83H81L83 86L82 85L80 86L81 93L77 92L76 93L77 95H75V97L74 96L72 97V98H75L74 100H76L78 97H82V95H80V94H83L84 92L88 91V88L85 89V87L89 84L90 77L87 76L82 71H80ZM33 75H37V74H33ZM33 75H31V74L26 75L28 78L25 75H24V77H22L23 75H19V73L18 74L17 73H12V74L6 75L5 71L0 69V101H1L0 104H5V105H8V106H12L13 110L15 112L22 110V107L24 109V102H22L24 100L23 99L22 100L19 99V96H21V94H23V91H22L21 87L17 86V82L22 80V81H27L26 83H28L32 79ZM2 76H4V77H2ZM29 76H31V78H29ZM230 76L236 77L237 80H235V79H230L229 80ZM250 76H252V77L249 80L248 78H250ZM26 78L28 80H24ZM132 79H134V78H132ZM162 79L163 80L165 79V81H162ZM136 80H138V79H136ZM180 80H183L185 82H183V84H178L177 85L175 82L179 81L177 83H182V81H180ZM231 80H233V82ZM261 80L263 82H261ZM122 81L124 83L123 79H122ZM228 81H230L232 83H234V81H236L237 82V85H236L237 87H230L228 84H230L231 86H235L236 82L234 84H231V83H228ZM239 81H241V83ZM154 82H156V83H154ZM120 83H121V78H120ZM138 83H139V81H138ZM140 83H142V81H140ZM166 83H168V84H166ZM214 83L218 84V85H215ZM188 84H190V85H187V86H191L192 83L190 82ZM238 84H240V88L238 87ZM175 85L177 86V89L174 90V87H176ZM156 86L157 87L159 86V87L157 88ZM82 87H84V88L82 89ZM160 87H162V88H160ZM115 88H117V87H115ZM183 88H184V86H183ZM188 88L189 87H187V89ZM236 88L238 90L235 91L237 93L234 94L233 89H236ZM105 89H110V88L107 87ZM191 89L188 90V91H191ZM241 89H242V91H240ZM261 89L263 91H260ZM97 90H98V88H97ZM99 90H101V88H99ZM157 90H161L162 91V92L160 91L161 92L160 95H159V92ZM183 90L186 93H182V94H189V93H187L186 89H183ZM201 90L205 91L204 88H202ZM33 91H35V92H33ZM53 91L55 92L56 90H53ZM91 91H93L94 93H97V91H95L94 89H92ZM193 91H191V92H193ZM229 91H231V92H229ZM29 92H30L29 93L30 96L29 95L28 96H29L30 99L31 98L33 99L34 96H37V89L36 90H31ZM168 92H166V94L172 93V92H169V93ZM208 92H205V93H208ZM211 92L215 93V95H217L218 97L221 96V97H219L221 99L217 98V96H215L214 94H211ZM239 92H242V93H239ZM174 93H176V92H174ZM198 93H200V92H198ZM231 93H233V94H231ZM122 94H124V93H122ZM176 94H174V96ZM193 94H195V93H193ZM201 94H202V92H201ZM201 94H199V95H201ZM241 94H242V98H240ZM124 95H127V94H124ZM142 95H146V96H141L142 98H147L148 97V94H142ZM170 95L173 96L172 94H170ZM171 96L167 95V96H165V97L163 96V97L165 98V100H166V97L167 98L169 97L170 99H175L176 100V98H174V96H173V98H171ZM183 96H177V98H179L180 100L182 98H184V100L182 99L183 100L182 103H185V102L188 101V102H192L191 105L195 104L194 101H189V100H187L186 97H183ZM188 96L190 97L189 99H191V98H194L196 95L195 96L192 95V97H191V94H190ZM201 96H203V95H201ZM224 96L226 98H224ZM234 96L236 98H234ZM13 97L14 98H18V99H14ZM198 97H200V96L197 95V98ZM243 97H244V99H243ZM128 98H130V97H128ZM215 98L218 101H213V100H215ZM4 99L5 100L7 99L6 100L7 102ZM225 99L226 100L232 99V100H229V101H233L231 103L229 101H227V102L225 101L226 103H230V104L228 105V104L224 103V105H222L223 107H226L227 105H228L227 107H229L230 105H232V106H230L231 109L230 108H225L224 109V111L230 109L229 112L228 111L224 112L221 109V108H223L221 105H216L217 102H222V101L224 102ZM241 99L244 100V102H246L245 100H248V101L246 103H243V102H241L242 101ZM192 100H194V99H192ZM236 100L239 101V102H237ZM2 102H4V103H2ZM166 102L168 103V101H166ZM20 103H21V105H20ZM173 103L174 104H172L171 108L177 107V105L175 106V104H176L175 101H173ZM200 103H202V102H200ZM240 103H242V104H240ZM218 104H221V103H218ZM212 105H213V107H209V106H212ZM233 105H237V106L239 105L238 106L239 108L235 107V110H236V108L238 109L237 111L234 110V106ZM246 106L249 109H247ZM188 107H190V104H188ZM215 107H218V108H216L217 110H215ZM241 107L242 108L245 107L244 110H250V111L252 109H254L253 112H252L253 116L251 115L252 118L249 117V119H251L253 121L252 124H250L251 120H250V122H249V120H248V122L245 121V118H246L245 115H247L249 112L248 111H244V113H241V110H243V109L240 110ZM176 109H178V108H176ZM191 109L195 110V112H193ZM180 110L178 109L176 111L180 112ZM198 110H200V111H198ZM232 110H234L236 113L234 111L232 112ZM196 111H197V113H199V115L197 114L196 116H200L202 119L208 118L210 116L208 118V120L211 118L210 119L211 121L214 119V118L211 117V114H213L212 116H216L215 117L216 120H220L222 117L225 119V116L226 117H231V116H233L232 113L238 115V116L235 115L237 117L235 119H240L241 118L240 115L243 114L242 116H245V118L244 119L242 118V120L240 119L239 122H241L243 120L245 122L244 123L241 122L242 125H240V123L238 121L237 122L235 121L236 123H238V125H235L236 123H234L233 127L235 129H233L232 126L230 127L231 129H229V126L231 125V123L234 122V121H230V120H234V119H229V118H226V119H229V120H226V123H228L230 125L224 124L223 123L224 122L223 119H222L223 121L220 120L221 121V123H220L221 125L218 124L220 121H217V123L212 121V123H216V125H214V124L212 125L210 120H209V122H207L208 121L207 119L205 121L200 120V121L196 122L197 120H195V119H197V117L194 116L195 117V119H194V117L191 116V115H195ZM219 111H222V112H219ZM257 112H259V113H257ZM206 113L209 114V115L206 116L205 115ZM217 113H220V114H222L224 116L219 115L220 116L219 117ZM201 114H203L204 116L203 115L201 116ZM226 114H228V115H226ZM230 114H231V116H230ZM263 116H261V121H258L257 123L260 124V122H261L262 124H264V119H263L264 117ZM200 117H198V118H200ZM238 117H240V118H238ZM22 118H24V114H23ZM12 120H13V122H11ZM12 120H9V121H7L5 123H1L0 124V148L3 150L2 151L3 154H2V156H0V170L3 169V167L6 166V165H7V167H11L12 168L11 169L12 172H11L10 175H5L4 176L5 178H1L0 179V187H2V188L5 187L6 184L8 186H10V185L12 186L13 184H15L17 182V180L18 181H19V179L22 180L23 179L22 175H23L25 169L27 168L26 166L30 163V161H32L31 164L34 163L35 165L39 164V163H42L43 160H45L48 157L53 156L54 153L58 152L57 150H60L59 147H60V145H62L61 142H60V138L62 137L61 135L63 133L59 132L60 134H58L55 137V139H53L50 142L49 145H51V147H50L51 149L49 148V151L47 149L45 152H43V151L39 152V153L34 155L35 158H33V155H31L30 157L32 159L29 157L28 161L25 162V164L24 163H19V162H16L14 164V162L16 161L12 157V156H14L13 154H15V153H13V152H15L14 149H16V148H18L19 146L22 145V144H20V142H17L19 139H16L15 134L18 132V130H20L19 124L22 121H20L19 124H15L19 120L17 116L15 118V115L12 118ZM21 120H23V119H21ZM207 123H209V125ZM245 123L246 124L248 123L252 127L254 125L253 128L248 127L249 130H252L251 132L254 131V133H252V135L254 134V137L253 136H249V138L253 137L252 140L246 138L248 140H251L250 142H248V140H246V139H241L240 138V136L242 138L248 137V135H250V133H251L248 130V128H246L248 131L244 128V127H247L249 125L244 126L243 128L241 127V126L245 125ZM198 126H200V127H198ZM227 126H228L227 130H229L231 133L229 131L226 132V129H224V127H227ZM236 126H238V127L240 126L239 127L241 129L240 131L241 132L244 131V133L246 132L247 134L242 133V135H240L237 138V136L239 134H241V132H237L236 131L237 132V136H235L236 132H234L232 134V131L237 129ZM17 127H19V129L17 131H15L17 129ZM214 127H215V130H212V128H214ZM261 128H258V130H260ZM92 129L96 130L97 128H92ZM82 130H84V129H82ZM211 131L214 132L213 135H212ZM14 132H16V133H14ZM260 132H261V130H260ZM82 133L84 134V136H82L83 135ZM85 133H87V134H85ZM109 133H110L111 136L107 135ZM80 134H82V135L80 136ZM99 134H101V135H99ZM256 134L258 136L259 135H263V137L259 136V138H262L261 140L263 142L261 140H259V141L255 140V139H259V138H257ZM125 135L129 136V138L125 139L126 138V137L124 138ZM94 137H96V138H94ZM104 138H106V139H104ZM222 138H224V139H222ZM13 139H16V141L13 140ZM72 139H74V141ZM93 139L95 141L98 140L99 143L103 144L102 145L103 147L99 146L101 144H99L98 141H96V143H98V144L94 145L96 143H95V141ZM138 139H139V141H138ZM237 139H239L240 141L242 140L243 143L248 142V143H251V144L254 143L256 145L255 146H254V144H252L253 146H251L250 144H245L244 145L243 143H241L242 141L240 142L241 143L240 144L238 142L239 140L237 141ZM75 140H76V142H75ZM102 140H104L105 143ZM128 140H131V141H129L131 146L129 145ZM115 141H117L118 143H116ZM146 141L147 142L148 141L151 142V144L150 143H146ZM244 141H246V142H244ZM260 141H261V143H260ZM12 142H14V143H12ZM89 142L92 144V146H95L97 148L101 147V148H98V152L96 151L97 153L96 152L94 153L95 155H94V157L91 158V160L89 159V157H87L88 154H90V156H91V154H92L91 150L93 149V148H91V146H86V145H89ZM258 142H259V144H257ZM7 143H10L9 145H10L11 148L9 147V145ZM55 143L56 144L58 143V144L56 145ZM110 143H112V145ZM16 144H17L18 147L16 146ZM24 144H25V142H24ZM147 144L149 145V147H148ZM156 144H157L158 148L155 147ZM189 144H191V145L189 146ZM5 145H7L5 148H7L8 150L4 148ZM11 145H13V146H11ZM83 145H85V146L83 147ZM106 145H108V146H106ZM237 145H239V146H237ZM242 145H244V146H242ZM257 145H259V147H256ZM260 145H262L263 149H262V147L260 148ZM56 146H58L57 149H56ZM140 146L142 148H145V150L148 152L147 154H149V153H151L152 155L156 154L158 157L154 155L155 157L152 158L151 155H147L146 151L144 149H142ZM179 146L180 147L182 146L181 148H183L187 152H183V154H181L182 152H181ZM240 146H242L243 148L240 147ZM108 147H109V149H106ZM248 147H250V148L247 150ZM11 149H13V150H11ZM81 149H84V150H81ZM99 149H101V151ZM159 149H163L165 152L167 151L168 154L163 152V150L161 151ZM238 149H240L241 153H238ZM5 151H6L7 155L5 154ZM7 151H9V152H7ZM83 151H85V152H83ZM194 151H196V152H194ZM248 151H250V152H248ZM81 152L84 154V156H82ZM99 152L100 153L103 152L104 156L102 154L100 155ZM135 152H137V153L135 154ZM188 152L192 153V154H188L189 158L187 157V155H185V153H188ZM47 153H48V155L50 154V156H48ZM109 153H111V154H109ZM258 153H260V154H258ZM261 153H263V154L261 155ZM80 154H81V156H80ZM239 154H240V157H239ZM10 155H11V158H10ZM99 155L101 157H99ZM109 155H110V157H109ZM195 155L197 156L198 159L195 158L196 157ZM134 156H135V159H134ZM147 156H148V159H147L148 161L146 160ZM171 156L173 158H171ZM181 156L183 158H181ZM184 156H185V158L187 157L188 159H185ZM79 157H81L80 158L81 160L79 159ZM98 158H99V160H98ZM149 158H152V159H149ZM159 158H162V160H159ZM176 158H178V161L176 160ZM190 158L194 159V161H192V159H190ZM100 159H102V160L100 161ZM172 159L174 161H172V163H171ZM195 159H197L198 161L195 160ZM211 159L213 161H210ZM240 159H242L241 160L242 162H240ZM35 160H37V161H35ZM104 160H108V161L105 162ZM157 160H159V162ZM98 161H100V162H98ZM183 161L186 162V163L184 162L185 165H183L184 164ZM190 161H192V162H190ZM5 162H7V163H5ZM102 162H104L105 164L102 163ZM147 162L148 163L150 162V163L148 164ZM174 162H175V165H174ZM196 162H198V164ZM98 163H99V165L97 167ZM16 164H18V165H16ZM195 164H197V165H195ZM210 164H212L214 169H209ZM19 165H21L20 167H22V168H18L19 169L18 170L17 166H19ZM100 165H102V168H100L101 167ZM229 165H230V163H229ZM13 166L15 167V169L13 168ZM187 166H190L189 168L191 170L186 168ZM254 166L257 169L256 171H258L260 173H264V162L260 163V164H255ZM47 167L50 170L51 168L53 169V168H57V167H60V166H59L58 160H56V161H53L50 166L49 165L45 166V165L42 164V166L38 165L33 171H29L27 173V176L31 179V182H30L28 188H26V189L23 188V187L20 188L12 197L9 198V202H8L9 203L8 204L9 207H7V211L6 210H4V211L0 210V264H4V261H5V263H7L6 262L7 257H12V255H17V254H14V253L12 254V252H14V251H16V252L18 251L17 252L18 255L19 254L21 255V259L20 260L23 261V262L25 260H32V261H34L37 264H38V261H39V263H42V264H72L73 258H74V254L77 251H79V250H80V252H83V251L86 250V248H83L85 246V244L83 246L81 240L84 238V239H87V240L83 239V241H88V239L90 238V241L91 242L93 241L92 239H93L94 236L93 235L91 236V233L93 231H96V228L93 229V228H90V226H88L90 224L87 225V223L92 222L91 220H94L93 219L94 215L90 214L91 216L87 219L89 222H87V220L85 221L84 219H78L79 221H82V220H84V221L78 222V220H75V221L73 220L72 222H74L75 224L72 223V222L69 223L71 225V227H73V228H71L69 230V233H67V235L70 234V236L68 237L65 234V235H63V236H65L63 238L66 239V237H67V238L70 239V243H73V245L72 244H68L69 246L72 245L71 247H68V250L70 249L69 250L70 252L67 250V252H66L67 254L66 255L59 254V253H54V246H55V244L58 243L57 239L59 238L61 232H58V228L56 226L45 224L43 222V218L45 219L46 216H47V210L50 207L51 200L54 198V196H55V198H57V196L55 194V191L53 190L57 180L55 179L56 177L47 169ZM49 167H51V168H49ZM96 167L99 168L98 170L100 172L97 170ZM258 167H260V168L258 169ZM103 168H105V170ZM197 168H199V169L196 170ZM201 168H203L204 170H202ZM176 169L180 170L179 171L180 174L178 173V171H176ZM192 169L194 170L193 172H192ZM16 170H18V171L15 173L14 171H16ZM219 171L223 172L222 170H219ZM195 172H197V174ZM95 173H97V174L95 175ZM141 173H143V174H141ZM175 173H177V174H175ZM97 175H99V176H97ZM178 175H181V177H178ZM194 175H197V176H194ZM232 175H233L232 177H230L229 179L226 180L227 182H230L229 184H227L229 186V188H230V192L231 191H236L237 186L241 182H244V181H247V180H250L249 182H253L254 181V179H250L248 176L246 177L240 171L237 172V173L233 172ZM92 176H94V177H92ZM175 177L178 178L177 181H176V179H174ZM181 178H183V179H181ZM9 179H11V180H9ZM12 179H14L15 183H13ZM172 179H173V181H172ZM169 180H171V181H169ZM187 180H189V182ZM175 181H176V183H175ZM91 182H92V184H91ZM165 182H167L166 185H165ZM185 183L186 184L189 183V185L186 186ZM173 184H175V186H178L179 188L178 187L176 188L175 186H173ZM8 186L3 188V189H5L4 191L8 190L7 189ZM169 186H171V188H168ZM207 189H209V190H207ZM262 191H264V188L262 189ZM167 193H169V194H167ZM171 194L174 195V196L172 197ZM218 199H220V200H218ZM17 200H20L21 202L19 204H16ZM216 200H218V201H216ZM224 200H226V199H224ZM226 202L228 204H225ZM144 204H145V206H144ZM233 204L236 205V206H234ZM47 205H49V206L47 207ZM134 205H138V206L140 205V207H142V210H140L141 208H139L138 206H134ZM175 206H177V207H175ZM147 207H149V210H147L148 209ZM145 208H147V209H145ZM0 209H6V208H0ZM143 209H144V212H143ZM175 210H177V211L175 212ZM139 211H140V215H138ZM162 211L164 212V214L162 213ZM171 211L174 212V213H171ZM166 213H167V215L171 214V217L173 219L170 216L165 215ZM175 213H176V215H175ZM98 216L96 215L97 223H99V224L103 223L104 222L103 220H100V219L98 220V218H100L101 215H100V217H98ZM129 216H131V217H129ZM144 216H145V219H147L146 215H144ZM91 217H93V218L90 219ZM96 217H95V219H96ZM23 218L26 219L25 224H21V221L23 220ZM94 221H96V220H94ZM100 221H102V222H100ZM83 222L86 224V226L90 230L87 229V232L84 233L85 235L82 232H80V235H79V234H77L79 232V229L81 228V226H83V225L85 226V224H83ZM93 222L91 223V225L94 224ZM146 222H147V220H146ZM150 222H148L147 224H151ZM165 222H167V224ZM76 223H77V227H76ZM97 223L95 225H99ZM26 225H33L34 228H41L42 229V231L44 233H43L42 236H40V243H41V245L44 248H47L48 250L51 249L50 253L48 255H44L43 256V255H40V253H38L37 250L33 251V249L35 248L34 242L29 236H28V238H24L22 240H17V239L14 238V235H16L17 230L20 229V228L26 227ZM167 225H169V226H167ZM118 227L116 226V229H118ZM77 228H78V230H76ZM147 229L149 230V227ZM122 231H123V233L121 234ZM5 232L8 234L7 238H4V236L5 237L7 236L5 234ZM92 234H96V233L93 232ZM88 235L91 236V237H89ZM106 235H101V236H103V237H105L107 239ZM85 236H88V238H85ZM117 240L120 241V244H119V241H117ZM64 241L69 243L68 239H66ZM59 242L62 243L61 239L59 240ZM91 242H90V244H92V245L95 244V242H92V243ZM130 244H132V246ZM244 244H246L245 245L246 247L244 246V248H243L242 246ZM247 244H248V246H247ZM57 245L59 247V245L64 246L65 244H57ZM86 245L89 246V242L88 243L86 242ZM67 246H64V247L67 248ZM110 246H112V245H110ZM124 246H125V250L123 249ZM255 246H258V247H255ZM132 247H133V249L135 251H131V250H133ZM237 247H239V248L241 247V249L243 248L244 251H242L241 249L238 250L239 248H237ZM126 248H128L129 250L128 249L126 250ZM260 248H262V249H260ZM254 249H256V250H254ZM217 250H220V251H217ZM245 250H247L248 252L245 251ZM256 251H258V252L256 253ZM239 252L242 253V255ZM244 252L246 254H244ZM10 253H11V255H9ZM235 253H237V254H235ZM251 253H252V256L249 255ZM260 254H262V255H260ZM22 255H23V257H22ZM107 255H109L108 256L109 259L108 258L106 259ZM240 255H241V257H240ZM248 257H250V258H248ZM254 257L256 259H258V260H255ZM257 257H259V258H257ZM68 259H69V261H72V262H69ZM105 259L106 260H110L109 263ZM251 259L253 261H251ZM84 261H85V259L82 260V262H84ZM252 262H254V263H252ZM73 264H78V263H73ZM111 264H113V261H112Z\"/></svg>","mask_w":264,"mask_h":264},{"label":"water","instance_id":"obj_3","mask_svg":"<svg viewBox=\"0 0 264 264\" xmlns=\"http://www.w3.org/2000/svg\"><path fill=\"white\" fill-rule=\"evenodd\" d=\"M118 1L120 2V0H92V5L88 3L85 5V0H79L77 3L79 22L77 23L86 34V38L98 40L101 47L98 51L102 52L111 46L116 52L118 60L122 56L127 62H133V68H138L140 72L145 71L146 74L142 73L143 75L140 74V77H134L140 81L160 78V75L155 74V70L158 68L165 70V74H167L168 71L182 70L185 72L189 68L207 67L223 62L232 64L237 60L241 61L247 51L244 47L248 43L247 39L252 36L262 37L264 35V18L250 16V6L244 0H178L174 6L163 4L166 15H159L156 19L157 22L155 20L148 21L143 26L140 36L138 31L130 34L135 41L150 36L156 23L159 24L160 18L163 17V21H168L167 29L169 28L168 34H165L161 39V41L164 39V43L166 42L162 48L167 52H160L161 55L158 57L140 55V50L137 49H134L135 52L127 53L122 50L121 45L117 44L120 41L115 36L118 27L114 17L117 18L124 14L125 18H133L136 15L139 17L140 14L145 16L148 14L140 10V3L134 4L132 1L129 3L130 6H123L120 3L117 6ZM99 8L102 10V14H100ZM187 22L191 29H187L185 26L180 27L181 24ZM75 26L74 24L71 32L74 31ZM128 26L133 28L131 25H125L126 30H128ZM103 38L110 46L103 41ZM95 41L90 43L91 46L98 43ZM226 42L227 44H222ZM215 45H220L219 50L214 49ZM115 46L117 47L115 48ZM128 47L133 48L130 45ZM118 52L119 54H117ZM112 57L115 59V56ZM96 61L99 62L96 59L94 64H97ZM131 71L133 72L134 69Z\"/></svg>","mask_w":264,"mask_h":264}]
</instances>
